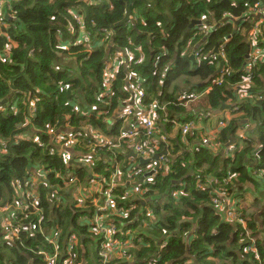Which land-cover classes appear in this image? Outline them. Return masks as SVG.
I'll list each match as a JSON object with an SVG mask.
<instances>
[{
    "label": "trees",
    "instance_id": "1",
    "mask_svg": "<svg viewBox=\"0 0 264 264\" xmlns=\"http://www.w3.org/2000/svg\"><path fill=\"white\" fill-rule=\"evenodd\" d=\"M256 1L13 0L5 6L0 18V204L16 197L19 188H13L12 181L22 179L24 183L35 171L44 176L41 180L47 187L52 184L61 191V176H75L80 183L89 178L108 183L113 166L119 162L122 181H129L127 171L136 160L127 156L126 144L125 153L115 155L104 144L87 143L83 135L70 148L73 156L94 152L106 158L102 161L88 155L92 165L75 171L65 161L68 152L50 155L49 148L53 138L50 132H62L67 138L81 134L79 130L116 139L125 125L116 115L132 100L128 87L132 84L139 86L136 95L141 92L143 99L139 102L141 110L133 111L125 126L138 127L137 141L146 151L153 146L147 142L162 135L170 148L166 169L161 168L142 184L131 181L126 186L128 191L146 189L142 194L147 197L119 201L118 208H131L126 215H105L116 231L127 234L124 239L140 238L144 242L127 252L132 258L128 264H148L150 259L153 264H264V101L249 98L264 93V65L251 78L249 90L236 89L244 77L247 46L234 33L227 44L225 62L230 76L193 100L211 85L219 65L206 61L196 65L190 55L200 48L207 54L220 38L247 24L218 27L208 40L194 28L186 33L192 21L207 25L220 23L225 15L248 17ZM82 31L89 43L83 41ZM115 51L131 58L128 63L124 59L119 62L108 100L100 95L106 89V67ZM183 77L186 82H197L192 86L188 83L186 90L191 89L183 95L177 88L167 92L172 82ZM240 92L249 94L241 100V110L224 119L226 127H218L219 132L214 131L210 139L211 144L221 146L230 140L237 147L241 145L232 159L215 154L213 146L201 145L204 130L181 133L180 125L193 122L197 126L198 112L214 113L237 101ZM155 103V134L149 140L138 119ZM243 121L254 124L252 129L263 126L253 134L256 139L235 138L236 130L244 127ZM173 131L176 134L170 137ZM157 146L163 150V144ZM113 156L116 162L111 161ZM141 167L144 172L149 170L146 165ZM246 184L253 186L255 200L253 206L238 214L245 222L244 229L237 222H227L226 214H220L211 199L232 189L242 191ZM124 190H117L120 197ZM37 198L38 212L12 215L18 231L15 240L4 239L0 228V264H43L39 254L51 250L46 240L51 231L60 233L61 256L55 264H62L70 252L71 264H81L83 259L87 264H100L95 245L98 237L81 220L86 213L95 212L89 202L84 204L85 211L69 202L56 205L43 187ZM145 204L152 211V220L146 218ZM35 224L36 233L26 228ZM73 234L78 246L70 251L66 239Z\"/></svg>",
    "mask_w": 264,
    "mask_h": 264
},
{
    "label": "built area",
    "instance_id": "2",
    "mask_svg": "<svg viewBox=\"0 0 264 264\" xmlns=\"http://www.w3.org/2000/svg\"><path fill=\"white\" fill-rule=\"evenodd\" d=\"M12 1L13 0H0V18L2 16V12L5 6L9 7V4ZM250 9L251 10L249 11L248 17L236 18L228 16L229 18H226L225 16L227 15H225L220 23H214L213 21H211L210 24L213 25H210L209 23L207 25H203L200 22L199 25L195 26L196 28L194 27V30L200 33L205 40H208L211 36V33L218 27L222 28L228 25L236 26L240 23L242 24L241 26L247 24V27L244 29H232L233 33H230L215 42L212 48L207 52V54H204L203 48H200L196 49L193 54L190 55L192 56L193 63H195L196 65L201 64L203 61H206V63L217 62V64L219 65L218 69L214 73L211 85L208 86V88H206L202 92V94L195 96L193 100L206 95V93H208L212 87L220 86L224 79L230 76V71L226 69L225 62L227 60V44L234 33L239 34L243 38V41L246 43L247 46V52L244 56V66L242 67L244 77L238 83H236V89L240 88L244 91L249 90L251 78L254 76L258 67L260 65H264V0L256 1ZM76 21L79 22V20L77 19ZM0 25H3L1 21ZM81 35L83 41L89 43V40H87V35L83 31ZM221 40L222 42H220ZM130 58L131 57H128L127 55L118 51H115L112 54L111 61L107 63L106 67V89L104 93L100 95V97L108 100L111 98L112 94L110 93V87L115 79V73L118 68L119 62L121 63L124 59V61L128 63ZM128 85V87L130 88L132 100L127 102L123 106L124 109L119 111L116 115V118L122 120L125 125L128 124V119L130 118L131 113L133 111L141 110L139 102L143 99V94L141 92L137 93L136 95V90L139 88V86L135 87L132 84ZM246 97H249L248 92H240L239 97L236 96L237 101L225 104L230 105V109L228 110L229 113L227 114L228 117H234L239 113V111L241 110V100ZM249 98L259 102L263 100L264 95L260 93H255ZM156 106L157 103L150 106L148 110L141 112L138 119L140 127H143V129L145 130V136L149 140L153 138L155 134L154 124L156 117L154 115V108ZM211 114L208 113L207 115ZM172 123L175 124L174 121ZM125 125H123L124 128L122 127V130L118 131L119 136L116 139H102V136L100 134L94 132L89 134L88 132H82L79 130L78 132H81V134H71L67 138L61 136L62 132H50L53 138L51 147L49 148V154L52 155L64 151L68 152L66 153L68 154V156L65 157V161L68 162V168L74 171L80 168L81 166L92 165V161L87 157L88 155H93L95 159L100 157L102 161L106 158L105 156H97V154H95L94 152H90L85 155H79L77 157L80 159H76L70 152V148L72 145L77 144L78 140L83 138V135L86 136V139L84 138L85 140L82 139V141L84 140L89 144L93 143L96 145H98V143L104 144L105 146H107V149L109 151H112L115 155L124 154V144H126V148L129 151L127 156L136 160V163L131 164V168L127 171V174L130 176L127 177L130 179H128L129 181L127 182L122 181V174L120 173L121 167L119 162H117L113 166L114 171L108 183H104L103 180L99 179L93 180L92 178L86 180L85 183H80L75 176H61L59 179H61V182H64L63 186L61 187V192L60 189H55L52 184L47 187V185H45V183L41 180V177L44 176L39 175V172L35 171V174L33 176H30L29 180L25 181L24 183L20 184V181L16 182V185L19 190L16 193V197L13 198L12 201L3 202L0 204V217H2L0 228L2 231L3 238L9 241L8 239L14 236L12 240L16 239L18 231L15 227L16 221H14L12 217L13 214L15 215L17 212L20 216V213H25V211L29 210L33 212H38L37 206L39 204V201L37 195L39 188L43 187L47 189V192L49 194H51V199H54L56 205L65 204L66 202H69L76 208L85 211L84 204L86 201L89 202L95 212L92 215L86 213V215H84L81 220L87 222L86 224L91 228L89 230L94 232L93 236L98 237V240H96L95 245L97 248V258L99 259L100 264L130 263L132 258L128 255L127 252L130 249L135 248L137 244H143V240H141L140 238L124 239L123 237L127 234L124 233L122 230L116 231L114 223L111 220H106L105 215L117 214L123 216L130 212L131 208H129V210L118 208V202L127 199L131 200L134 195L143 196L144 194H142V192H146L147 190L145 189L142 192L138 189L128 191L126 189V186L128 184H131V181L138 184L137 182L139 181V179L146 173L153 172V177L159 170H161V168L166 169V163L168 161L169 153L167 152L168 149L164 146L165 136H160L159 139L154 142H147V144L153 143V146L151 149H147L146 151L144 148V144L137 141L136 133L138 132V127L133 126L130 128ZM226 125L227 121H221L219 123V127L221 128H225ZM195 128L196 124L193 122L180 125V131L183 135H186L188 131ZM111 131H113L112 128H110L109 132ZM210 139V137H203L201 145H203L204 147L213 146L214 148L212 150H216L217 147H219V144H211ZM158 144H163V150H166V155H160L158 159L155 160V154L161 153L157 146ZM130 154H134L135 157L130 156ZM139 159L147 160L148 162L146 164H141ZM71 160L72 163L70 162ZM111 161L116 162L117 157L113 156L111 158ZM157 164L158 168L156 170L155 168ZM144 165L148 166L149 168V170L146 172L141 170V166ZM136 177H138V179ZM152 177H149L148 179H151ZM119 189H125V192L121 197L117 191ZM67 191L68 193L65 194L64 192ZM236 203V201H231L229 197L225 195L224 201H221L220 210H227V212H224L226 214L225 218L227 219V222L232 223L234 221H237L238 224L244 226V221H242V219L237 218L236 213H238V211L233 206ZM149 208L150 207H148L146 211V218L152 220V211ZM28 227H30L31 231L34 233H36V231L38 230V226L36 224L32 226L27 225L26 228ZM42 233L45 234L44 232ZM59 234V231H51L49 234H47L46 240L50 245L51 250L40 252L39 256L43 264H55L61 256L58 251ZM117 234H119L121 238L117 236ZM66 243L69 246L70 251L74 250L78 246L74 234L66 239ZM81 252L83 253L82 249ZM70 253H66L65 256L67 258L63 260L62 264H71V258L69 257ZM147 262L148 264H153V260L151 259ZM81 264H87L85 262V259H83Z\"/></svg>",
    "mask_w": 264,
    "mask_h": 264
},
{
    "label": "rangeland",
    "instance_id": "3",
    "mask_svg": "<svg viewBox=\"0 0 264 264\" xmlns=\"http://www.w3.org/2000/svg\"><path fill=\"white\" fill-rule=\"evenodd\" d=\"M249 22H252V21H249ZM249 22H247V23H249ZM210 25H213V24H210ZM248 29V28H247ZM179 83H178V82ZM176 81V83H175V86L177 85V83L178 84H180L181 85V88H185V85H187L188 83H190L191 82V85L193 84V83H195V82H197V79L196 80H190V81H187L186 82V77L184 78H180L179 80H177ZM184 86V87H183ZM175 87H174V85L172 84L170 87H168L167 88V92H169V93H171V91L174 89ZM262 95H264V94H262ZM181 98V97H180ZM179 98V99H180ZM264 101V98H263V100H261V101H259V102H263ZM215 112V111H214ZM211 113H213L212 112V110L209 112V114H211ZM228 113H229V111H228ZM213 119V118H212ZM257 124H258V122H256V126H257ZM249 126H252V127H254V125L250 122V125H248V126H246V127H243V128H239V129H237L236 130V132H235V138H237L238 140H245V139H247L248 138V136L251 138V137H253L254 138V136H253V134L256 132L255 130L256 129H253L254 130V132L253 131H251V130H248V127ZM260 130V128L257 126V131H259ZM164 136V135H163ZM255 139V138H254ZM240 147H241V145H239V149H240ZM214 151V153L215 154H217L218 153V147H217V149L216 150H213ZM76 159H80V158H76ZM228 159H232V157L231 156H229L228 157ZM19 182L20 181V184H22L23 183V180L22 179H16V180H14V181H12V183H11V185L13 186V188H16L17 187V185H16V182ZM251 185V184H250ZM251 190V191H250ZM250 190H248L247 192H245V194H242L241 193V191H239L238 189H237V191H236V197L237 196H239V197H242V200L240 201L241 203H244V208L246 207V206H248V207H250L251 205L250 204H252V201L253 200H255V195H254V188H253V186L251 185V187H250ZM234 193V191H233V189H232V191L231 192H229V194H227V195H230V194H233ZM226 194V193H225ZM139 198V199H142V200H144L146 197L145 196H133V198ZM224 197H225V195L223 194V195H214V197L211 199V201H212V203H213V205H214V207H215V209L216 210H218V212L220 213V214H223L224 212H227V210L226 209H222V210H220L221 209V201H224ZM252 205H254V202H253V204ZM146 208H147V204H145L144 205ZM221 211H222V213H221ZM248 212H250V211H248ZM227 220V219H226ZM232 224H234V222L232 223ZM14 235H15V233H14ZM13 237L14 236H12L10 239H8L10 242H12V239H13Z\"/></svg>",
    "mask_w": 264,
    "mask_h": 264
},
{
    "label": "crops",
    "instance_id": "4",
    "mask_svg": "<svg viewBox=\"0 0 264 264\" xmlns=\"http://www.w3.org/2000/svg\"><path fill=\"white\" fill-rule=\"evenodd\" d=\"M180 79V78H179ZM178 79V80H179ZM177 81V80H176ZM176 81H174V82H172V84L174 85V87L175 88H177L179 91H181V92H179V94H181L182 92L183 93H185L187 90H190L191 89V86H189L188 87V89L186 90V85H185V89H183V88H181V85L180 84H178L177 83V85L175 86V83H176ZM171 84V85H172ZM194 84V83H193ZM170 85V86H171ZM169 86V87H170ZM184 87V86H183ZM184 90V91H183ZM178 94V95H179ZM181 95H183V94H181ZM181 95H179L178 96V98L181 96ZM182 99V97L180 98V100ZM221 108V107H220ZM199 114V120H198V122H196L197 123V126H196V128H199V130L201 129V130H204L205 132H204V134H205V137H210L211 139H212V134H213V132L214 131H216V132H219V130H218V123L219 122H221V121H223L226 117H227V114H228V108H223L221 111H220V109H218L217 111H215L213 114H211V115H207V114H200V112H198ZM202 115V116H201ZM213 118V119H212ZM117 120V119H116ZM115 119H114V122L116 121ZM242 124H243V126L244 127H246V126H248V125H250V124H248L247 123V121H243L242 122ZM244 124H247L246 126L244 125ZM248 130H251V131H253L254 132V130H252V126H249L248 127ZM175 134H176V132L175 131H173L172 132V134H170V137H174L175 136ZM256 139V138H255ZM233 143H235L234 142V140H230L229 141V143L227 144V146L228 145H231V144H233ZM164 146L169 150V148H170V145L168 146L166 143L164 144ZM227 150H226V147L225 146H222L221 147V149L219 150V152L217 153V155H220L221 156V158L223 157V156H225L226 155V152ZM250 187H251V185L250 184H246L245 185V188H244V190H242L241 191V193L242 194H245V192H247L248 190H250ZM251 191V190H250ZM255 197V196H254ZM254 202V200L252 201V203ZM251 206H253V205H251ZM249 207L248 206H246L245 207V209H248Z\"/></svg>",
    "mask_w": 264,
    "mask_h": 264
},
{
    "label": "clouds",
    "instance_id": "5",
    "mask_svg": "<svg viewBox=\"0 0 264 264\" xmlns=\"http://www.w3.org/2000/svg\"><path fill=\"white\" fill-rule=\"evenodd\" d=\"M191 57V56H190ZM192 62H193V59H192ZM260 94H264V93H260ZM228 106H230V105H228ZM230 109V107L228 108V110ZM226 118H228V119H230V118H233V117H228V115H227V117ZM225 118V119H226ZM223 121H225V120H223ZM222 121V122H223ZM220 123V122H219ZM219 123H218V127H219ZM254 125V124H253ZM255 127V126H254ZM261 127H263L262 125L261 126H259V128H261ZM111 128V127H110ZM256 130H257V127L255 128ZM110 130V129H109ZM108 130V131H109ZM253 130V129H252ZM255 130V131H256ZM219 144V147H218V150L219 149H221V145H220V143H218ZM225 147H226V155L225 156H223V158H228L229 156H231L232 158H233V156H234V153L239 149V146L237 147L236 145H235V143H233V144H231V145H224ZM163 151V150H162ZM161 151V152H162ZM166 151V150H165ZM168 152V151H167ZM158 154H160V153H158ZM156 155V154H155ZM152 177V176H151ZM149 177H147L146 179H148ZM146 179H144V181H142V183H144L145 182V180ZM138 183V182H137ZM142 183H139V184H142ZM239 190V189H238ZM234 191V193L233 194H231L230 195V197H229V199L231 200V201H236L237 203L236 204H234L233 206L237 209V211H238V213H236V215H237V218L238 219H242V218H239L238 217V214H239V212L242 210V209H245L244 208V203H241L240 201L242 200V197H239V196H237L236 197V191L237 190H233ZM239 191H241V190H239ZM253 204V203H252ZM252 204H250V205H252ZM231 207V206H230ZM240 207V208H239ZM251 207V206H250ZM243 220V219H242ZM234 222H237V221H234ZM238 224V223H237ZM240 225V224H239ZM243 228H245V222H244V226L243 225H241Z\"/></svg>",
    "mask_w": 264,
    "mask_h": 264
},
{
    "label": "water",
    "instance_id": "6",
    "mask_svg": "<svg viewBox=\"0 0 264 264\" xmlns=\"http://www.w3.org/2000/svg\"><path fill=\"white\" fill-rule=\"evenodd\" d=\"M199 24H200L199 21H192V22L190 23V25L188 26V28H187V30H186V33H188L190 30H192L195 26H197V25H199ZM220 42H222V40H221ZM215 50H216V49H215ZM190 60H192V56L190 57ZM229 107H230V106H228V105H223V106H221L220 111H221L223 108H229ZM160 155H166V151L163 150L160 154H156V155L154 156V159L157 160L158 157H159ZM130 156L135 157L134 154H130ZM139 160H140V163H141V164H146V163L148 162L147 160H141V159H139ZM70 162L72 163V160H71ZM157 168H158V164L156 165V168H155V169L157 170ZM152 174H153V172H149V173L144 174V175L139 179L138 184H139V183H142V181H144V179H146L147 177H151Z\"/></svg>",
    "mask_w": 264,
    "mask_h": 264
}]
</instances>
